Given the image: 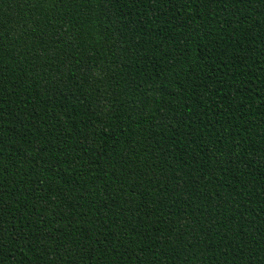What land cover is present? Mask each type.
<instances>
[{
	"label": "trees",
	"instance_id": "1",
	"mask_svg": "<svg viewBox=\"0 0 264 264\" xmlns=\"http://www.w3.org/2000/svg\"><path fill=\"white\" fill-rule=\"evenodd\" d=\"M0 264H264V0H0Z\"/></svg>",
	"mask_w": 264,
	"mask_h": 264
}]
</instances>
